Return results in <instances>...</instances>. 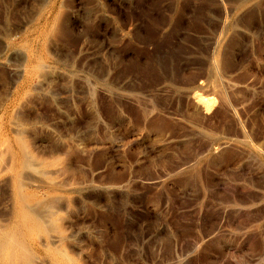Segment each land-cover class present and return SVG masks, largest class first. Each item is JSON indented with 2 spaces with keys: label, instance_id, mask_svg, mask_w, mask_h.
I'll list each match as a JSON object with an SVG mask.
<instances>
[{
  "label": "rangeland",
  "instance_id": "rangeland-1",
  "mask_svg": "<svg viewBox=\"0 0 264 264\" xmlns=\"http://www.w3.org/2000/svg\"><path fill=\"white\" fill-rule=\"evenodd\" d=\"M18 133L78 264H264V0H0Z\"/></svg>",
  "mask_w": 264,
  "mask_h": 264
},
{
  "label": "bare ground",
  "instance_id": "bare-ground-1",
  "mask_svg": "<svg viewBox=\"0 0 264 264\" xmlns=\"http://www.w3.org/2000/svg\"><path fill=\"white\" fill-rule=\"evenodd\" d=\"M53 28L56 30L57 24ZM13 139L10 140L14 141L12 145H15L17 150L12 151L14 147L6 150L7 153L9 152V156L12 155V158H10L12 161L10 160V163L0 162V165L2 164L0 166V176L7 172L12 173L11 169H15L14 167L17 164H19L18 167L20 168L16 176L13 174L15 176L14 186L11 185L14 188V210L10 217L3 218L1 219L2 222H0V264H31L33 261L35 262L34 257L38 254L36 249L37 254L34 255L35 249L33 250L32 248L35 247L32 244L35 238H39L41 241V244L38 245L41 248L39 253L44 258L49 259L50 264H78L76 262L77 260L72 256L70 248L64 245L69 237L64 235V230L61 225L62 219L59 217L60 212H62V207L57 206L53 201H47V199L38 198V200V195L34 190L43 185H37L36 180L26 175V172H35L46 176L48 170L46 171L44 168L58 164L60 162L59 158L41 160L43 169L40 170L41 168L36 167L37 155L35 158L32 151H30L27 141L21 137V134L18 133ZM8 147L9 145L6 146V148ZM3 154H5V151ZM3 156L6 157V155ZM3 160L5 161V159ZM15 171L13 173L16 174ZM43 208L44 210H42ZM41 254H39L40 257H42ZM40 257L37 259H40ZM45 262L47 263V260ZM39 263L41 264V262L37 264Z\"/></svg>",
  "mask_w": 264,
  "mask_h": 264
}]
</instances>
